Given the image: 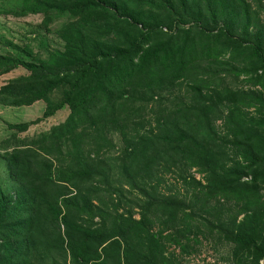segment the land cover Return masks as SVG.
<instances>
[{"label":"trees","instance_id":"obj_1","mask_svg":"<svg viewBox=\"0 0 264 264\" xmlns=\"http://www.w3.org/2000/svg\"><path fill=\"white\" fill-rule=\"evenodd\" d=\"M2 1L3 15L43 14L47 31L63 19L64 44L0 54V76L24 71L0 103H45L10 125L2 153L18 186L0 185V264H175L168 246L190 247L200 227L233 245V264H264V0ZM66 108L41 136L19 137ZM192 168L204 175H182L203 196L197 212L155 178Z\"/></svg>","mask_w":264,"mask_h":264},{"label":"rangeland","instance_id":"obj_2","mask_svg":"<svg viewBox=\"0 0 264 264\" xmlns=\"http://www.w3.org/2000/svg\"><path fill=\"white\" fill-rule=\"evenodd\" d=\"M6 6L7 5H5L2 0H0V10H3V8L5 9ZM260 14L264 16L263 10L260 11ZM262 18L264 19V17ZM43 20V14H33L19 18L13 15H3L0 13V54H16V51L8 42H12L20 46L29 44L35 52H38V54L41 56L46 57L49 51L62 48L64 43L62 39L56 34L55 29L59 27L64 20H56V22L53 23L51 27H49V31H47L46 27L43 25ZM205 64L203 63L201 66H206ZM213 68L215 70L213 74L221 75L222 78H224L223 81L226 82L227 85H241V79L236 80L234 75L229 74V71H227V73L222 72L220 63L213 64ZM23 73L24 71L22 69H16L9 74L1 75L0 87L11 78L17 77ZM184 91L185 89L182 88V94ZM175 94L178 95L179 91L175 90ZM58 97L59 95L56 94V98ZM161 101L166 106H172L173 104L172 101H168L166 99H161ZM157 106H159L158 101L155 102V106L153 108H157ZM44 111L45 103L41 101L31 106L21 107H12L0 103V185L7 193H14L16 185L18 186L17 182L12 179L8 165L2 154L5 150L4 148H6V144L15 142L17 139L15 134L18 131L17 129L10 128V125L33 122L38 118H41ZM68 114L69 108L63 109L62 111L56 113L54 117L33 124L28 129V131L20 133L19 137L22 138L24 136H28L32 138L35 136L37 138L47 130H50L53 126L59 124L68 116ZM152 122V124L155 125V122ZM215 127H217V129L221 132L224 130L223 126L221 125V121H217ZM120 136L121 135H119L118 132L111 135L117 150L122 147ZM115 174V176H117V178H119L122 183H124L123 178H120L117 173ZM182 175H193L197 180H202L204 176L202 173H199L196 168H192L191 170L186 169L184 172L175 170L161 173L155 176V178L159 177L162 179L158 191L164 195L172 194L173 196H178L189 203H193L192 209L197 212L200 210V208H202L201 202L203 196L202 194H198V188L195 182H190V184H187L183 180ZM127 194L130 197L135 195L129 194L128 192ZM131 204L123 201V207H121V211H124V209L127 208L132 209V207L135 206V202H131ZM233 204H235L234 200L223 204L222 211H226L228 207L235 209ZM133 211L135 216L140 218L139 214L137 213L138 209L136 207L133 209ZM222 213L225 217L232 215L230 210ZM155 224H159V219H155ZM200 228L201 229L198 231L199 236L197 239H194L192 236V241L190 243L188 242L190 247L187 246L185 249H183L178 246L175 248L174 245H169L166 250V254L169 255L172 253L174 255L175 261L177 260V263L175 264H233V245L219 240L216 235L209 234V232L204 227Z\"/></svg>","mask_w":264,"mask_h":264}]
</instances>
